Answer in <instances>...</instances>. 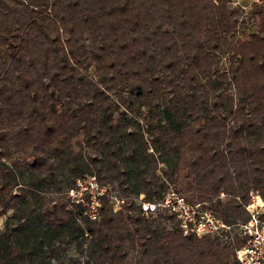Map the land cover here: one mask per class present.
Segmentation results:
<instances>
[{
	"label": "trees",
	"instance_id": "16d2710c",
	"mask_svg": "<svg viewBox=\"0 0 264 264\" xmlns=\"http://www.w3.org/2000/svg\"><path fill=\"white\" fill-rule=\"evenodd\" d=\"M0 0V264H239L147 215L264 201V0ZM106 186L97 220L68 191ZM124 199L113 211L110 194Z\"/></svg>",
	"mask_w": 264,
	"mask_h": 264
},
{
	"label": "built area",
	"instance_id": "2783aa9c",
	"mask_svg": "<svg viewBox=\"0 0 264 264\" xmlns=\"http://www.w3.org/2000/svg\"><path fill=\"white\" fill-rule=\"evenodd\" d=\"M260 0H230L231 8H237L242 16L249 15L253 5ZM106 186L101 185L94 175L78 178L75 186L68 191L70 201L83 208V215L89 220H97L100 214L101 198L106 194ZM113 211L120 209L124 199L117 192L110 194ZM145 215L156 210L168 211L174 217L184 235L209 236L219 242L229 243L234 236L244 239L236 250L239 264H264V201L257 192L250 193L245 209L249 218L245 222L228 224L200 204H190L174 190H169L156 203L145 202L142 195L136 200Z\"/></svg>",
	"mask_w": 264,
	"mask_h": 264
},
{
	"label": "rangeland",
	"instance_id": "374dc122",
	"mask_svg": "<svg viewBox=\"0 0 264 264\" xmlns=\"http://www.w3.org/2000/svg\"><path fill=\"white\" fill-rule=\"evenodd\" d=\"M3 218L0 219V226H2Z\"/></svg>",
	"mask_w": 264,
	"mask_h": 264
}]
</instances>
